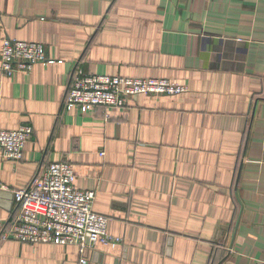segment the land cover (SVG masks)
<instances>
[{"label":"crops","instance_id":"0c3cea01","mask_svg":"<svg viewBox=\"0 0 264 264\" xmlns=\"http://www.w3.org/2000/svg\"><path fill=\"white\" fill-rule=\"evenodd\" d=\"M3 38L55 63L0 72V130H32L22 160L0 158V264H79L1 238L14 191L59 161L122 238L86 264H264V0H0ZM79 72L187 90L66 111Z\"/></svg>","mask_w":264,"mask_h":264},{"label":"built area","instance_id":"2783aa9c","mask_svg":"<svg viewBox=\"0 0 264 264\" xmlns=\"http://www.w3.org/2000/svg\"><path fill=\"white\" fill-rule=\"evenodd\" d=\"M44 46L36 42L3 38L0 48V72L12 76L28 72L36 64H53ZM186 86L166 79H136L92 75L79 72L72 78L64 108L84 111L90 108H121L134 96L173 97ZM32 136L30 127L0 130V158L20 161ZM76 172L65 161L52 162L38 172L30 184L13 193L18 206L15 216L2 234L3 240L29 245L54 244L75 246L79 264H86L83 254L95 249L115 251L122 238L107 231L109 218L93 210L94 191L75 187Z\"/></svg>","mask_w":264,"mask_h":264}]
</instances>
